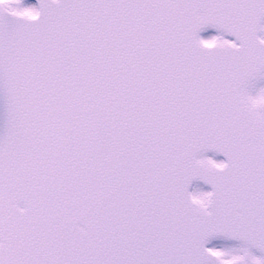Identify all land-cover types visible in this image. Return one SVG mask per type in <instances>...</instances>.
Instances as JSON below:
<instances>
[{"label": "snow or ice", "instance_id": "obj_1", "mask_svg": "<svg viewBox=\"0 0 264 264\" xmlns=\"http://www.w3.org/2000/svg\"><path fill=\"white\" fill-rule=\"evenodd\" d=\"M0 264H264V0H0Z\"/></svg>", "mask_w": 264, "mask_h": 264}]
</instances>
